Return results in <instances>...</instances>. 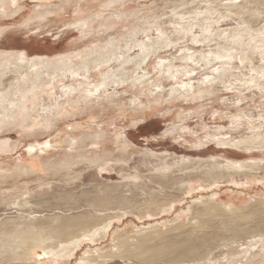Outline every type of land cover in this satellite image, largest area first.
<instances>
[{"label":"rangeland","instance_id":"1","mask_svg":"<svg viewBox=\"0 0 264 264\" xmlns=\"http://www.w3.org/2000/svg\"><path fill=\"white\" fill-rule=\"evenodd\" d=\"M78 1L82 0H52L43 4L49 6L44 8L48 9V13L45 18L36 20L31 18L33 13L43 11V8L38 9L41 5L39 6L35 1L25 0L21 12L13 16L0 17V31H2L0 54L27 51L30 58L63 57L82 52L95 45L104 46L109 38L115 40L123 38L122 42L118 43L119 46L116 45V48H120L117 56L135 58L143 49L157 47V36L161 32V36L165 35L168 38L162 43L171 41L174 44L169 47L160 44L159 47L164 48L159 49L149 58L146 67L139 68L132 62L131 65L121 66L119 62L116 64V61H113L107 67H102L100 72L117 73L120 69L123 70L125 79H130L129 77L135 75L141 77L145 71L148 74L141 78L145 85L156 80L160 73L165 74L169 66L174 67L175 70L176 67L186 65L190 71L188 77L182 76L169 81L161 79L156 85L164 88L160 94L164 100H167L168 90L171 87H179L181 83L193 85L194 89H197L196 94L190 99H172L165 103L159 102L158 105H147L146 98H142L143 105L133 111L129 103L137 91L125 85L111 83L105 91L114 96L112 103L116 105L115 107L103 104L105 107L66 120L53 131L37 138H25L19 131H1L0 142L7 140L12 146L9 151L8 149L0 151V171L13 170L17 161L22 160L33 169V173L0 178V231L14 230L20 225L15 218L20 213L27 216L28 211L32 213L31 215L40 217L38 223L49 227L52 226L49 220L53 218L58 225H63L67 219L77 225L81 219L92 216L99 217L96 221L101 222L105 216L122 214L132 205L139 204L152 195L161 198L175 196L179 203L175 205L176 209L173 212L160 215L159 219L154 220L155 216L143 217V226L152 223L162 226L164 230H172L171 219L189 208L191 200L199 196L207 197L210 193L216 192L218 203L231 202L235 205H240L243 201H245L244 205H248L250 198L258 193L264 196V170L258 171L256 177H251L260 178L259 183L248 184L243 188L241 186L247 181L239 177L234 180L235 185L227 184L225 180H219L214 187L202 183L203 171L210 161L223 163L224 159H227L243 162L249 159L247 152L227 146L228 143L242 141L249 137L253 130H259L264 135V91L261 89L264 81H259L260 89L250 88L251 80L253 82L259 76L254 70L264 69V0H255L254 5L253 3L249 5L248 12L244 13L242 20L239 19L240 16H235L234 12L228 14V9L232 6H227L241 4L242 0H116L115 7L107 9L103 5L109 0ZM252 13H255L254 17L251 16ZM95 15L103 18L96 20ZM196 15H200L198 19L200 24L205 23L204 19H208L212 25L211 32L206 36L210 38H205L199 43H193L188 36H178L180 27L185 26L182 24L188 20L187 23H190ZM81 21L89 22L88 26L83 28L84 32H81L76 25ZM136 28L135 34L128 35L130 30ZM194 28V34L200 35L199 27ZM239 31L243 34V36L240 34L243 40L235 47L234 43L226 42L224 38L223 41L220 37V34L232 35ZM135 39L139 44L144 45L142 49L133 46ZM185 49L196 56L211 52L222 55L228 50L234 57L230 61L226 57L216 60L209 56L212 63L208 66L195 58L187 63L178 58ZM220 49L224 52L222 53ZM237 56L241 57L242 61L244 57L245 59L248 57V60L241 62L236 58ZM221 59L223 60L220 61ZM225 68L228 72L224 71ZM216 69L221 73L220 71L217 73ZM97 75L98 72L94 74L95 79ZM116 75L119 77V74ZM67 78L63 83L65 85L72 83V79ZM211 78L214 81L210 80ZM18 79L12 72L0 75V96ZM209 82L213 84L210 85ZM208 92L213 94L209 96ZM120 107L121 109H117ZM68 125L73 126L74 129H70ZM84 130H87V134L98 130L105 134L104 146L94 147L86 140L84 143H79L78 148L84 150L79 155L66 154L68 148L64 146L60 149V144L57 142L62 141V138L57 139L58 133H69L71 138L80 140ZM116 136L128 138L129 151L121 154L116 150L113 144ZM223 139H229V142L223 143L224 146L219 141ZM34 140L51 141V144L56 146L54 151L45 157L49 158L45 162L48 164L46 170L30 160L25 153L27 145ZM103 149L111 153L107 156L111 170L99 173L92 165L89 166V160L101 159ZM253 154H255L254 159L262 158V154L258 152ZM63 161H66L68 166L60 170L59 165ZM191 170L192 172L198 170V175L196 176L195 173V176L190 175ZM188 181L201 184V188L187 195L178 189L172 190ZM18 195L24 197L27 195L26 200L30 202L24 204L25 201L22 200L21 207L14 206L13 200ZM215 216L212 215L209 225L218 223ZM122 219L117 224L114 223L108 238H101L95 244L84 246L77 254L56 264H76L79 257L89 248L96 249L98 256H105L114 238L124 237L133 227L141 226V222L131 214ZM178 220L185 222L181 217ZM167 236H172V233H168ZM89 258L96 260L97 257L89 252ZM122 262L119 259L114 261L112 259L105 264H122ZM2 264L7 263L2 262ZM40 264H54V262L46 261ZM129 264L137 263L130 261Z\"/></svg>","mask_w":264,"mask_h":264},{"label":"bare ground","instance_id":"2","mask_svg":"<svg viewBox=\"0 0 264 264\" xmlns=\"http://www.w3.org/2000/svg\"><path fill=\"white\" fill-rule=\"evenodd\" d=\"M32 1L37 2L39 6L41 5L38 9L43 8V11L34 12L31 18L36 20L45 18L48 9L46 10L44 8L49 6L43 4H47L52 0ZM115 2L116 0H109L103 6L105 9L114 8ZM253 2L256 1L242 0L241 4H228L227 6L232 7L228 9L229 13H227L234 12V15L237 17L240 16L241 18L239 19L242 20V17L245 16L244 13L248 12V6ZM24 4L25 0H0V17L7 15L13 16L21 12ZM253 14L255 13H252V17H254ZM199 16L196 15L193 20H190V23H187L189 20L185 24L181 23L185 26L180 27L179 30L181 31L178 36H188L193 43H199L205 38L209 39L210 37L206 36L211 32L212 25L208 19H204L205 23L200 24L198 22ZM95 18L98 20L103 17L95 15ZM88 23V21H81L76 25L80 28L81 32H84L85 29L83 28H86ZM241 24H244V22ZM195 26L199 27L200 30H198V33L200 32V35L194 34ZM90 30L92 32V29ZM135 31H137V28L130 30L128 35L135 34ZM238 33L232 35L224 34L223 36L219 34L221 39L224 38L226 42L234 43L233 45L235 47L243 40L241 39V36H243L241 34L242 32L240 33L239 31ZM87 34L89 35L91 33ZM159 34L156 40L157 47L143 49L135 58H129L124 55L117 56L120 48H116V45L123 38L120 40L109 38L104 43V46L95 45L82 52L63 57L48 58L44 56L30 58L29 52L27 51L13 54H0V75L6 72H12L19 78L9 90L0 96V132L4 130L19 131L25 138H37L53 131L66 120L71 118L75 119L77 116L83 115L88 111L95 112L99 108L105 107L103 104L115 107L116 105L112 103L114 96L110 95L108 91H105L111 83H117L120 86L125 85L137 91V94L130 99L129 103L131 105L129 107L133 111L141 104L143 105L142 98H146L145 102L147 105H158L159 102L165 103L172 99H190L194 97L197 89L195 90L191 84L181 83L179 87H171L168 90L167 100H164L162 95H160L164 91V88L156 85L161 79L169 81L176 80L179 77L182 78V76L188 77L190 71L187 69L189 67L186 68V65L185 67H176L175 70H173L174 67L169 66L165 74L160 73L158 75L157 72L156 75H158V78L145 85L141 81V78L148 74L145 71L141 77L134 74L135 76L132 78L129 77L130 79H125L124 72L120 69L117 73L109 71H104V73L100 72L102 67H107L113 61H116V64L119 62L121 66L131 65L132 62L137 64L139 68L140 66L146 67L149 58L156 54L159 49L173 46L172 44H174L171 41H168L166 44L162 43V41H166L168 38L165 35L161 36V32ZM160 44L164 47H159ZM133 46L141 49L144 47L136 39ZM209 56L216 60L223 57L224 59L226 57L230 60L234 57L228 50L222 55L218 54V52L217 54L211 52L207 55L201 53L196 56L185 49L178 58L182 62L186 61L187 63L195 58L208 66L212 63ZM238 56L236 58L241 60L242 55H240L241 57ZM247 58L245 59L244 57L241 62H246L248 60ZM154 69L156 70V67ZM220 69L223 70L222 68ZM219 71L217 70L216 72L218 73ZM224 71L228 72L226 68ZM254 71L257 74L259 73V76L256 78L257 80H253V82L251 80L252 85H250V88L260 89L259 81H264V69ZM97 72V79H95L94 74ZM217 73L215 74L217 75ZM116 74H119V77ZM125 76L127 77L128 75ZM67 77L72 79V83L69 85L63 84L67 81L65 80L68 79ZM212 78L210 80L214 81ZM209 83L210 85L213 84L212 82ZM261 89L264 91V85L261 86ZM212 94V92H208L207 95L210 96ZM104 101H108L109 103ZM117 109H121V107ZM67 127L74 129L71 125ZM86 131H83L82 139L80 140L71 138L69 133L65 134L60 132L57 134V139L60 140L62 138V141L57 142V144H60V149L63 146L68 148L66 154L74 153L77 155L83 150V148H78L79 143H84L86 140L94 147L104 146L103 139L106 137L105 134L99 130L93 131L92 134H87ZM128 137L130 136L128 135ZM228 140L223 139L219 141L223 144ZM127 142L128 138H122L120 136H116L113 139L116 150L121 154L127 152V150L129 151ZM11 146L7 140L0 142V151H6L7 149L9 151ZM227 146H232L237 150L247 152L249 159L243 162H233L227 159H224L225 161L223 163H216V160L210 161V164L203 171L202 183H208L214 187L219 180H225L227 184L235 185L234 180L237 177L247 181V183L241 186L242 188L248 184L259 183L261 181L260 178L256 179L251 177H256L255 174L258 171L264 170V135L259 130H253L250 132L249 137L244 138L240 142L233 141V144L228 143ZM55 147L51 144V141L40 142L39 140H34L27 145L25 153L30 160L40 164L43 170H46L48 164H45V162L49 158L45 157L50 152H53ZM254 152L262 154V158L254 159ZM109 154L111 155L110 152L103 149L102 158L93 161L89 160V166H93L99 173L108 171L111 168L107 157ZM64 166H68L66 161L60 163V170H64ZM48 170L50 169L48 168ZM197 171L192 172L191 170L190 175L193 174L195 176L196 174L197 176ZM28 173L32 174L33 169L28 167L22 160H18L13 170L0 171V178L3 179L4 176L12 178L27 175ZM200 185L197 182L188 181L179 184L178 187L176 186L172 190L178 189L187 195L201 188ZM255 189L260 190L259 188ZM260 192L263 191L260 190ZM27 195L25 197L24 195H18L13 200V205L21 207L22 200L25 201L24 204H28L30 201L26 200ZM217 199L218 194L216 192L210 193L207 197L199 196L192 199L189 208L171 219L172 230H164L162 226L152 223L143 226L144 221L142 220L143 217L149 216H155L154 220L159 219L161 218L160 215L173 212L176 209L175 205L179 203L175 196L161 198L158 195H152L150 198L143 199L139 204L132 205L129 210H125L122 214L105 216L101 222L96 221L99 218L96 216L85 217L77 225L69 219L63 225H58L53 218L49 220L52 225L49 227L46 224L38 223L40 217L31 215L32 213L30 211H28L27 216L24 213H20L15 218L20 223L19 226L14 230L0 231V263L40 264L46 261L49 263L54 262V264L62 263L65 259H69L74 254H77L84 246L95 244L101 238H108L115 225L114 223L117 224L123 220L122 218L124 216L131 214L133 218L141 222V226L133 227L124 237L114 238L105 256L100 257L96 249L89 248L87 252L85 251L79 257L76 264H105L112 259L113 261L114 259L122 260V264H129L130 261H135L137 264H264V196L260 193L256 194L255 197L250 198L251 201L248 205H244L245 201L240 203V205H235L231 202L221 204L217 202ZM212 215H216L215 217H217L218 223H211L209 225L208 223L210 222V218L212 219ZM180 217L185 222H180L178 220ZM170 232L172 236H167ZM89 252H92L97 257V262L94 259H88Z\"/></svg>","mask_w":264,"mask_h":264}]
</instances>
